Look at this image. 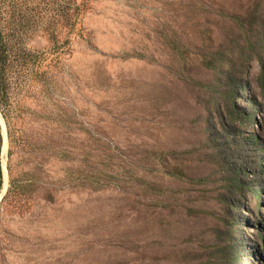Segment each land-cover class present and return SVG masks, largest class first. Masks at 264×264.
Returning a JSON list of instances; mask_svg holds the SVG:
<instances>
[{"label":"rangeland","instance_id":"1","mask_svg":"<svg viewBox=\"0 0 264 264\" xmlns=\"http://www.w3.org/2000/svg\"><path fill=\"white\" fill-rule=\"evenodd\" d=\"M10 20L0 264H264V0H22Z\"/></svg>","mask_w":264,"mask_h":264},{"label":"trees","instance_id":"2","mask_svg":"<svg viewBox=\"0 0 264 264\" xmlns=\"http://www.w3.org/2000/svg\"><path fill=\"white\" fill-rule=\"evenodd\" d=\"M22 0H0V44L7 48L6 30L11 24L13 10ZM1 100V99H0Z\"/></svg>","mask_w":264,"mask_h":264},{"label":"bare ground","instance_id":"3","mask_svg":"<svg viewBox=\"0 0 264 264\" xmlns=\"http://www.w3.org/2000/svg\"><path fill=\"white\" fill-rule=\"evenodd\" d=\"M4 132H5V140H6L5 141V153H7L9 150V139H8V132H7L6 125L4 127ZM5 171H6V177H7V184H6V190L4 193L6 194L8 191V188H9V172H8V168H7V163L5 164Z\"/></svg>","mask_w":264,"mask_h":264},{"label":"water","instance_id":"4","mask_svg":"<svg viewBox=\"0 0 264 264\" xmlns=\"http://www.w3.org/2000/svg\"><path fill=\"white\" fill-rule=\"evenodd\" d=\"M0 121H1V123H2V126H3V128L5 127V125H6V128H7V124H6V121H5V118H4V116H3V114L0 112ZM7 131H8V129H7ZM7 194V193H6ZM5 194V195H6ZM5 195L3 196V198L5 197ZM2 198V199H3Z\"/></svg>","mask_w":264,"mask_h":264}]
</instances>
